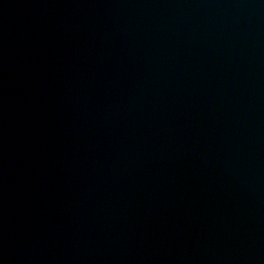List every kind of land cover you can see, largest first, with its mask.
<instances>
[{
    "label": "water",
    "instance_id": "water-1",
    "mask_svg": "<svg viewBox=\"0 0 264 264\" xmlns=\"http://www.w3.org/2000/svg\"><path fill=\"white\" fill-rule=\"evenodd\" d=\"M0 264H264V0H0Z\"/></svg>",
    "mask_w": 264,
    "mask_h": 264
}]
</instances>
